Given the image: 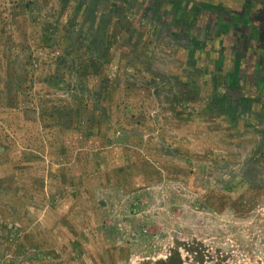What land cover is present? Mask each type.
Returning <instances> with one entry per match:
<instances>
[{
    "label": "rangeland",
    "instance_id": "374dc122",
    "mask_svg": "<svg viewBox=\"0 0 264 264\" xmlns=\"http://www.w3.org/2000/svg\"><path fill=\"white\" fill-rule=\"evenodd\" d=\"M65 2L0 0V264H264V158L197 154L199 76L156 94L137 45L94 55Z\"/></svg>",
    "mask_w": 264,
    "mask_h": 264
},
{
    "label": "crops",
    "instance_id": "0c3cea01",
    "mask_svg": "<svg viewBox=\"0 0 264 264\" xmlns=\"http://www.w3.org/2000/svg\"><path fill=\"white\" fill-rule=\"evenodd\" d=\"M163 1L66 0L63 6L81 26L85 45L94 55L99 52L108 58L115 50L119 55L136 44L141 61L133 66L138 78L159 85L153 87L156 94L163 86L170 91L174 84H181L186 92L193 74L199 76L196 95L216 115L211 122L198 117L190 123L183 115L176 119L186 132L197 127L199 136L204 129L215 139L211 147L201 144L197 154L209 149L208 153L232 162H241L240 154L264 158V85L256 90L252 75L254 62L264 55V33L258 34L264 28V0ZM120 15L122 28L115 25ZM105 23L111 37L104 33ZM167 52H174L179 67L171 63ZM153 90L148 93L152 95ZM251 138L262 141L256 153L249 150ZM249 168L259 172L255 164L245 171Z\"/></svg>",
    "mask_w": 264,
    "mask_h": 264
},
{
    "label": "water",
    "instance_id": "95a60500",
    "mask_svg": "<svg viewBox=\"0 0 264 264\" xmlns=\"http://www.w3.org/2000/svg\"><path fill=\"white\" fill-rule=\"evenodd\" d=\"M258 34L260 36H262L261 34L264 33V28L263 30L261 29V31L258 29ZM258 36V37H260ZM251 40V35H249L248 41ZM251 42V41H250ZM249 43V42H248ZM247 43V45H248ZM251 61V58H250ZM252 62V61H251ZM254 68H255V72H253V83H254V87L256 90H258L259 87H261L262 85H264V55H261L258 60H256L254 62Z\"/></svg>",
    "mask_w": 264,
    "mask_h": 264
},
{
    "label": "trees",
    "instance_id": "16d2710c",
    "mask_svg": "<svg viewBox=\"0 0 264 264\" xmlns=\"http://www.w3.org/2000/svg\"><path fill=\"white\" fill-rule=\"evenodd\" d=\"M163 1V0H162ZM164 2V1H163ZM68 15V13H67ZM70 24H72V22L70 21ZM93 60V59H92ZM173 256H168V258L165 261H158L157 264H181V258L179 256V254L177 252H175L174 254H172Z\"/></svg>",
    "mask_w": 264,
    "mask_h": 264
},
{
    "label": "flooded vegetation",
    "instance_id": "af4514ba",
    "mask_svg": "<svg viewBox=\"0 0 264 264\" xmlns=\"http://www.w3.org/2000/svg\"><path fill=\"white\" fill-rule=\"evenodd\" d=\"M248 171H251V169L249 168Z\"/></svg>",
    "mask_w": 264,
    "mask_h": 264
}]
</instances>
